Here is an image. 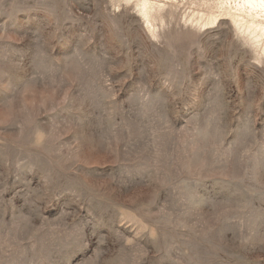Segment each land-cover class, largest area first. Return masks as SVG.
<instances>
[{"label":"rangeland","instance_id":"obj_1","mask_svg":"<svg viewBox=\"0 0 264 264\" xmlns=\"http://www.w3.org/2000/svg\"><path fill=\"white\" fill-rule=\"evenodd\" d=\"M154 1L0 0V264H264V55Z\"/></svg>","mask_w":264,"mask_h":264},{"label":"bare ground","instance_id":"obj_2","mask_svg":"<svg viewBox=\"0 0 264 264\" xmlns=\"http://www.w3.org/2000/svg\"><path fill=\"white\" fill-rule=\"evenodd\" d=\"M134 6L140 19L155 33L152 12L154 8L160 10L164 4L154 0H135ZM227 17L231 19L238 38L260 59L264 55V0H217L216 8L208 5L204 11L191 10L186 16V24L196 30H206Z\"/></svg>","mask_w":264,"mask_h":264}]
</instances>
